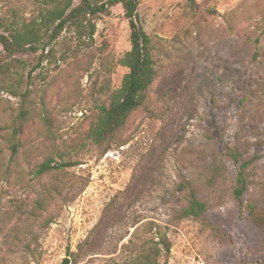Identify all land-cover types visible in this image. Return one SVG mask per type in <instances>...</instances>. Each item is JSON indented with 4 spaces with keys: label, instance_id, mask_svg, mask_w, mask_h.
Here are the masks:
<instances>
[{
    "label": "rangeland",
    "instance_id": "rangeland-1",
    "mask_svg": "<svg viewBox=\"0 0 264 264\" xmlns=\"http://www.w3.org/2000/svg\"><path fill=\"white\" fill-rule=\"evenodd\" d=\"M50 1L0 0L7 25L37 33L34 52L0 47V264H133L155 248L161 264H264V0H138L157 77L106 153L88 133L128 72V22L118 4L55 31ZM10 91L30 110L12 160ZM47 156L78 165L35 177ZM183 178L201 220L179 218Z\"/></svg>",
    "mask_w": 264,
    "mask_h": 264
},
{
    "label": "trees",
    "instance_id": "trees-1",
    "mask_svg": "<svg viewBox=\"0 0 264 264\" xmlns=\"http://www.w3.org/2000/svg\"><path fill=\"white\" fill-rule=\"evenodd\" d=\"M78 1L79 4L73 7V2ZM192 2L193 0H189ZM51 3L56 2L54 8L46 10L47 21L58 22L55 31L61 30L62 27L70 21V19L78 20L79 17L87 15L95 16L98 13L106 12L108 7L121 5L124 13V18L128 22L130 30L129 41L130 50L126 52L119 60V63L127 69L119 89L111 95L107 103L101 104L97 109V117L95 122L89 129L88 138L96 146H106L104 153L108 151L110 141L113 140L115 134L121 130L128 121L131 114L136 110L143 108L146 103V93L156 80L157 72L155 69V61L153 60V47L151 38L145 34L141 27L136 22L138 0H108L105 4L99 6L93 4L92 0H51ZM14 27V28H13ZM91 37L94 33V26L89 24ZM0 47L2 48L4 57L11 58L17 54H26L34 52L33 43L37 37L35 30L26 28L25 26L18 28L14 24L7 25L0 18ZM260 40L254 42L256 50L259 49ZM254 57L257 56L255 52ZM10 65L0 63V80H5L10 76ZM18 91V90H16ZM14 97H20L22 105L19 113L12 120L10 133V160L16 156L21 148L20 138L23 135L24 127L29 116L30 110L26 106L27 95L25 93L10 91ZM78 165L76 162H55V160L47 156L43 161L35 166L33 174L35 177L46 176L53 171H61L65 168ZM174 191L178 194H184L185 206L179 212V218H193L201 220L204 218L206 205L200 201L196 192L187 179H182L175 187ZM247 191L246 179L243 173L240 172L237 178V186L234 190V198L239 203L243 204V196ZM253 212L254 205L249 204ZM249 212V213H252ZM252 216V215H251ZM163 251L169 254V244L162 240ZM160 250L155 248L154 254L141 253L133 264H161L153 259L157 256ZM61 264H71L69 256L65 257Z\"/></svg>",
    "mask_w": 264,
    "mask_h": 264
}]
</instances>
